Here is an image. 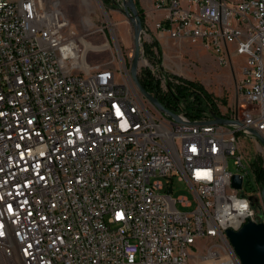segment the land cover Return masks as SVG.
I'll return each mask as SVG.
<instances>
[{"label":"built area","instance_id":"2783aa9c","mask_svg":"<svg viewBox=\"0 0 264 264\" xmlns=\"http://www.w3.org/2000/svg\"><path fill=\"white\" fill-rule=\"evenodd\" d=\"M153 7L159 38L220 67L241 59L240 100L215 114L237 124H212L209 103L192 118L182 100L160 102L170 117L121 66L87 63L102 47H85L55 1L0 0V264H241L225 231L264 223V147L252 195L228 159L242 167L236 134L264 139V0ZM174 179L192 199L172 196Z\"/></svg>","mask_w":264,"mask_h":264},{"label":"rangeland","instance_id":"374dc122","mask_svg":"<svg viewBox=\"0 0 264 264\" xmlns=\"http://www.w3.org/2000/svg\"><path fill=\"white\" fill-rule=\"evenodd\" d=\"M44 1L46 3L55 1L58 4L64 18L70 27L77 32L85 47H102L98 51L87 49L86 61L89 65L114 69H119L121 66L122 70L130 75L129 68L134 52V30L129 18L119 11L122 9L123 0H114L115 3L112 0ZM139 9L138 2L137 10ZM145 21L144 15L137 69L138 80L145 70H149L154 80L161 78L165 85L167 81L176 83L177 80L191 81L201 86L205 83L210 86L208 89L212 95L214 91L221 88L232 97L235 81L238 77L237 73L241 65L239 60L234 59L231 63L232 66L220 67L209 56L211 53L200 46L170 42L159 38L156 32L153 35L150 32L152 27L145 25ZM153 22L152 20L151 23L153 24ZM213 99L215 98L213 97ZM214 103L219 106L217 101L214 100ZM231 106L232 109L234 107L233 102ZM219 112L220 114H227V111L224 110ZM236 137L244 159L242 160V167H237L234 164V159H228V170L244 176L242 190L248 196L257 190V184L249 164L252 162L256 167L261 162V158L256 156V148L260 144L241 133L236 134ZM172 196L175 198L186 196L188 199H192V192L184 182H178L174 179ZM178 207L181 210L189 211L193 205L181 207L178 204Z\"/></svg>","mask_w":264,"mask_h":264},{"label":"water","instance_id":"95a60500","mask_svg":"<svg viewBox=\"0 0 264 264\" xmlns=\"http://www.w3.org/2000/svg\"><path fill=\"white\" fill-rule=\"evenodd\" d=\"M115 3L114 0H112ZM119 11L123 12L133 25V39H134V52L132 62L129 68L130 77L137 87L139 92L147 98L151 103H153L159 110L166 113L172 118H176L175 114L166 110L160 102L147 93L144 88L141 86L137 78V69L140 58V39L143 32L140 18L138 16L135 4L133 0H123L122 9ZM213 121L212 124L218 125H235L236 121L227 120L221 117L212 114ZM261 146L264 147V139H262L257 133L251 131ZM241 178L239 176H233L232 186L235 189L241 188ZM171 191V188L168 189V192ZM261 197L263 204L257 206L258 216H264V187L261 190ZM225 234L229 240L230 245L232 246L235 254L239 258L241 264H264V223L263 222H254L248 220L245 222L238 230L226 229Z\"/></svg>","mask_w":264,"mask_h":264},{"label":"trees","instance_id":"16d2710c","mask_svg":"<svg viewBox=\"0 0 264 264\" xmlns=\"http://www.w3.org/2000/svg\"><path fill=\"white\" fill-rule=\"evenodd\" d=\"M136 9L138 8L137 0H133ZM138 16L141 21L142 28H144V13L141 9L137 10ZM156 46V45H155ZM149 51V50H148ZM159 52V51H158ZM160 62V61H159ZM177 83L166 82L167 91L163 94L157 96L160 92L159 82L154 80L151 72L145 70L141 75L139 82L144 90L149 94H154L157 96L159 102H186V111L188 115L192 118L199 117L200 113L208 108V103L211 104L209 112L212 114L220 115L212 95H210L204 88L198 83L185 80H177ZM192 95L193 101H189L188 97ZM262 178V177H260Z\"/></svg>","mask_w":264,"mask_h":264},{"label":"crops","instance_id":"0c3cea01","mask_svg":"<svg viewBox=\"0 0 264 264\" xmlns=\"http://www.w3.org/2000/svg\"><path fill=\"white\" fill-rule=\"evenodd\" d=\"M139 2V6L140 9L144 11V15H145V25H150V32L154 35L155 34V23L157 22V20L161 17V12H155L154 11V7H153V0H138ZM154 21L153 24L151 23V21ZM146 28V26H145ZM146 30V29H145ZM214 62L217 64V62L215 61V58L212 54L209 55ZM239 60V62H241V59H237ZM204 89L210 94L211 91L208 89L210 86L204 83ZM215 99V101H217V103H219L218 109L219 111H229L231 109V103L233 102V106L236 105V103L240 100V97L238 95V93L236 92L235 86H234V91H233V95L232 97L223 89L219 88L217 91H214L213 95H212ZM223 101V102H221ZM223 103V104H221ZM221 104V106H220ZM218 105V104H217Z\"/></svg>","mask_w":264,"mask_h":264},{"label":"flooded vegetation","instance_id":"af4514ba","mask_svg":"<svg viewBox=\"0 0 264 264\" xmlns=\"http://www.w3.org/2000/svg\"><path fill=\"white\" fill-rule=\"evenodd\" d=\"M137 10V9H136Z\"/></svg>","mask_w":264,"mask_h":264}]
</instances>
